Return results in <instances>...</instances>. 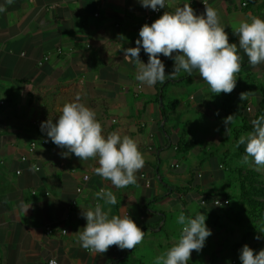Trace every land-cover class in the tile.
Listing matches in <instances>:
<instances>
[{
	"label": "crops",
	"instance_id": "0c3cea01",
	"mask_svg": "<svg viewBox=\"0 0 264 264\" xmlns=\"http://www.w3.org/2000/svg\"><path fill=\"white\" fill-rule=\"evenodd\" d=\"M186 3L197 15L204 14L205 5L218 11L229 43L237 44L241 57L236 84L239 91L247 88L260 70L250 65L233 29L249 15L264 19V0H175L172 7L161 9L162 14ZM0 5L7 8L0 13V264H47L49 258H55L59 264H129L133 260L145 264L159 255L157 236L166 216L163 206L168 210L180 201L186 217L194 218L202 211L206 224L207 220L211 223L218 218V208L210 198L229 199L218 182L228 173H237L238 182L239 172H230L237 166L227 171L223 162L214 161L216 153L209 151L198 159V166L205 165L202 173H162L159 166L166 160H172L171 170L180 168L173 153L185 154L200 146L188 139L191 130L174 124L167 128L172 144L167 146L161 127L180 108L193 110L194 114L206 112L217 120L221 119L217 108L222 112L227 105H222L220 99L219 107L206 101L205 96L215 94L196 70L187 78L183 71L175 78H166L170 84L159 101V82L148 87L135 79L136 66L124 57L120 47L136 46V27L144 25L150 8L143 7L139 0H13L11 4L0 0ZM121 34L125 40H120ZM44 56L48 59L39 65ZM159 58L165 64L166 74L170 73L174 61L163 55ZM140 59L144 63L149 59L142 47ZM260 66L264 70L263 64ZM244 69H248L245 74ZM185 85L192 87L193 92L189 93ZM177 89L185 94L180 96L182 101L176 97L178 94L175 96ZM77 94L80 103L95 111L105 138L118 132L137 142L145 165L136 173L135 185L116 189L95 174L97 159L80 160L74 154L63 157L61 153L66 149L55 145L41 131V123L48 119L55 122L63 106L74 102ZM235 104L233 110L240 117L244 103L237 97ZM162 108L166 109V118L162 117ZM183 133L195 145L186 152H177L175 145ZM41 138L46 143H37L29 151L30 143ZM31 165L38 166V171H30ZM219 168L227 173L219 172ZM84 175H88V180L83 181ZM164 175L166 179L162 178ZM203 177L204 182L199 185L197 180ZM175 181L188 186L184 197L169 188L177 186ZM77 187L81 188L78 193ZM101 188L113 191L119 201L116 205H104V210L110 209V215L128 214L145 232L143 242L135 249L121 250L114 245L99 255L90 253L78 242V233L86 225L82 209L94 208L96 203L103 205L95 197ZM202 199L206 200L205 205L200 204ZM73 200L75 204L71 203ZM28 205L31 206L25 213L24 207ZM47 227L53 230L50 235L45 233ZM62 229L66 232L61 233ZM167 244L168 249L173 246L169 240ZM155 245L158 254L153 253ZM125 252L127 258L123 259ZM191 259L193 264H232V260L242 264L235 256L224 263L193 254Z\"/></svg>",
	"mask_w": 264,
	"mask_h": 264
},
{
	"label": "clouds",
	"instance_id": "9594fccd",
	"mask_svg": "<svg viewBox=\"0 0 264 264\" xmlns=\"http://www.w3.org/2000/svg\"><path fill=\"white\" fill-rule=\"evenodd\" d=\"M13 0H6L11 4ZM145 8L153 11L170 8L175 0H139ZM7 8L0 5V13ZM239 38V48L243 49L251 66L264 63V19L249 15L245 21L233 29ZM120 40H125L122 34ZM135 47L123 48L124 57L136 66L135 79L141 85L153 87L163 84L166 78H175L181 71L191 75L194 70L207 83L213 94H230L236 87L237 73L241 70V57L236 43H229L225 27L220 23L218 11L205 5L204 14L197 15L190 4L175 7L173 12L164 13L150 25L144 24L139 30ZM141 47L148 55L147 63L140 59ZM160 55L174 61L173 70L166 74L165 64ZM241 101L247 99L246 92L240 94ZM77 94L74 102L66 103L61 115L53 122L41 123V131L46 132L51 141L66 151L63 157L74 154L80 160L97 159L94 172L105 181H110L116 189H124L137 183L136 173L145 165L137 142L130 136L113 132L102 134L101 123L96 113L80 103ZM225 134L232 132L236 124L234 114L223 121ZM253 131L240 136L237 147L245 145V155L241 165H254L256 171L264 170V115L252 121ZM30 171H38L35 165ZM95 197L103 201L94 208L82 209L81 215L86 225L78 233L81 247L90 253L102 255L111 246L121 250L135 249L144 240L145 232L127 215H110L104 205L119 203L113 191L101 188ZM219 205V204H217ZM31 205L25 206V213ZM206 215L197 213L194 218L181 212L177 223L182 225L178 242L154 259V264H189L192 252H200L206 239L212 234L206 226ZM264 232V229H260ZM259 239V236L256 237ZM242 264H264V249L254 252L247 244L240 250Z\"/></svg>",
	"mask_w": 264,
	"mask_h": 264
},
{
	"label": "rangeland",
	"instance_id": "374dc122",
	"mask_svg": "<svg viewBox=\"0 0 264 264\" xmlns=\"http://www.w3.org/2000/svg\"><path fill=\"white\" fill-rule=\"evenodd\" d=\"M261 64L264 66V63ZM260 65H258L260 71L257 72L259 75L255 74L253 83H248L247 88L242 91H239V84H236V87L230 94L221 93L222 96H218V94H215L214 96H205L207 102L211 101V105L217 107L221 104L227 105V108L223 109L222 112L217 108V112L221 116V119L216 120L206 112L194 114L193 110L182 108L171 116L170 121L166 124V129L170 128L171 124H174L177 128L179 127L182 130H191L188 139L195 140L200 146V149L189 151L185 154L173 153V160L180 165V168L178 170H171L169 168V162L172 160H166L159 166V170L162 173H164L165 170H168L173 174H178L177 172H180V174H188L190 171L202 173L205 165L201 164L198 166V159L201 155L207 154L209 151L216 153L214 156V161L216 163L224 162L230 168L234 166L243 167L244 171L242 173H245L246 169L256 171L254 165H241L239 163L245 154L239 155V150L234 144L233 136H227L225 134V125L223 121L228 115L234 114L236 124L232 125L233 129V127L241 123L240 117L245 116L251 118L256 113L258 99L264 89V70ZM247 71L248 69H244L242 73L245 74ZM243 82L244 80H242L240 87L244 84ZM185 86L187 91L189 90V93L193 92L192 87ZM242 92H246L247 94V99L243 100L246 110L244 108L239 111L241 116L238 117V112H235L233 108L237 106L235 101L237 97L240 98ZM176 94H178V96H176ZM184 95L185 94H182L180 89L175 91V96L179 101H182L180 96ZM218 99H220L221 104L218 102ZM247 108H249V110H247ZM201 129H203V131H200ZM248 133L249 132H244L243 135H247ZM219 172L225 171L221 169ZM256 172L264 175V170ZM224 177L225 179L223 178L224 180L219 181L218 185H221V187L225 189L224 195L230 199V204L225 207H219L216 210L215 214L218 216L217 219H212L211 223L207 220V224L209 225L206 224V226L211 229L212 234L206 239L205 245L200 252H196L195 250L192 252L193 255H200L202 257L206 256L208 258L213 257L217 263H224L225 261L229 262V259L234 256L236 259H239L240 250L245 244L251 248L257 242L264 241V232L260 231V229H264V212L261 213V216L258 218L249 215V205L238 198V174L234 173L230 175V173H228V175H225ZM162 178L166 179V176L164 175ZM203 179L205 178L203 177L197 180L199 185L203 184ZM173 184L177 186H185V183H181V181H175ZM162 209L165 211L166 216L164 226L159 232L160 235L157 236V238L160 239L158 240L159 246L157 248L159 255L168 250V240L170 246L172 243L174 246L180 238L181 225L177 223V218L182 212L183 206L179 201L178 204H175L174 207H170L168 210H166L164 206ZM257 236H259V239L256 238ZM156 246L157 245L153 247V253H156ZM123 263L127 264L125 261ZM193 263L192 259H190L189 264ZM129 264L138 263L133 260V262H129ZM145 264H154V259L151 262H145Z\"/></svg>",
	"mask_w": 264,
	"mask_h": 264
},
{
	"label": "trees",
	"instance_id": "16d2710c",
	"mask_svg": "<svg viewBox=\"0 0 264 264\" xmlns=\"http://www.w3.org/2000/svg\"><path fill=\"white\" fill-rule=\"evenodd\" d=\"M189 75L187 74L185 76V78H187ZM173 82L175 80H172ZM170 83L166 82V83H158L157 84V100L159 101V97L162 96V91L164 90L165 87H167ZM171 107L173 108V106H168V108ZM245 108V104L242 105L241 110ZM162 117L166 118L167 117V112L165 108H162ZM264 115V89L261 92V96L260 99L258 101V107H257V111L256 113L251 117V118H247L245 116L241 117L240 121L241 123L235 127H233L232 132L230 135L233 136L234 139V144L237 145V141L239 140L240 136L243 135L244 132H251L253 131V125H252V121L254 119L259 118L260 116ZM241 116V115H240ZM161 129L164 131L166 137L165 139L167 140L166 145L167 146H171L172 144L169 143V136L170 133L169 131L166 129V125L163 124V126L161 127ZM195 145V142L192 141H187L185 139V134H181L176 145H175V149L177 152H186L188 150H190L193 146ZM239 150V155H244L245 154V145H240L239 147H237ZM224 163V162H223ZM223 165H225V169L227 171H229V166L226 165V163H224ZM244 171L243 167H239L236 169H232L230 172H239V176L240 179L238 180L239 183V194H238V198L242 201H245L248 205H249V215L258 218L261 216V213L264 212V175L261 173H258L254 170H245V173H242ZM190 184V182H189ZM188 184V185H189ZM172 189L173 191H176L179 195H182V197H184V195L186 194L185 191H188L189 188L188 186H171L169 187ZM182 199V198H180ZM183 202V201H182ZM185 216L187 215V213L184 211ZM252 249L254 250V252H259V250L264 249V241H260L257 242ZM127 258V252H125L123 254V259ZM122 260V258H120L118 261ZM117 261H114L113 263H115Z\"/></svg>",
	"mask_w": 264,
	"mask_h": 264
},
{
	"label": "built area",
	"instance_id": "2783aa9c",
	"mask_svg": "<svg viewBox=\"0 0 264 264\" xmlns=\"http://www.w3.org/2000/svg\"><path fill=\"white\" fill-rule=\"evenodd\" d=\"M245 4H246V3H242V5H245ZM161 15H162V11H161V9H160L159 11H153V10L150 8L149 11L147 12V14H146L145 17H144V24L147 23V24L150 25L155 19L159 18ZM141 27H142V25H139V26L136 27V31H137L138 33H139V30L141 29ZM60 52H61V51L58 50V53H60ZM47 59H48V56H44V57L42 58V60H40V61L38 62V64H39V65L42 64V62H43V61H46ZM138 89L140 90V86H138ZM247 110H249V108H247ZM37 143L44 144V143H46V139L41 138L38 142H31L30 145H29V147H28V150H29V151H33V150L35 149ZM21 159L24 160L25 157H22ZM174 166H176V165H174ZM36 168L39 169L38 166H36ZM16 173H19V170H17ZM86 180H88V175H84V176H83V181H86ZM80 191H81V188H80V187H77V188H76V192L78 193V192H80ZM32 193L35 194L34 191H33ZM45 194H47V193H45ZM210 202H211V204H212L214 207L219 208V207L227 206V205L229 204V199H227V198H225V197H223V196H213V197L210 198ZM71 203H72V204H75V201L73 200ZM200 204H201V205H205V204H206V200H205V199H202V200L200 201ZM217 204H219V205H217ZM52 232H53V230H52V228H50V227H47V228L45 229V233H46L47 235H50ZM65 232H66L65 229H62V230H61V233H65ZM231 263H232V264H236V260H232ZM47 264H59V262H58L55 258H49V259L47 260Z\"/></svg>",
	"mask_w": 264,
	"mask_h": 264
}]
</instances>
